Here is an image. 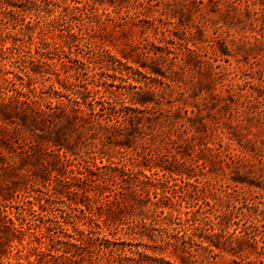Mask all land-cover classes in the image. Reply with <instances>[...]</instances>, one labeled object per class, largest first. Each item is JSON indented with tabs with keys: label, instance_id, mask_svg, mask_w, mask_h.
Here are the masks:
<instances>
[{
	"label": "rangeland",
	"instance_id": "obj_1",
	"mask_svg": "<svg viewBox=\"0 0 264 264\" xmlns=\"http://www.w3.org/2000/svg\"><path fill=\"white\" fill-rule=\"evenodd\" d=\"M0 264H264V0H0Z\"/></svg>",
	"mask_w": 264,
	"mask_h": 264
},
{
	"label": "trees",
	"instance_id": "obj_2",
	"mask_svg": "<svg viewBox=\"0 0 264 264\" xmlns=\"http://www.w3.org/2000/svg\"><path fill=\"white\" fill-rule=\"evenodd\" d=\"M130 103L131 104H137V102L134 101L133 99L130 100ZM8 105H10V103ZM1 107H6V106H1ZM28 110H29V115H31V117H34V115H40L41 116V114L42 115L46 114L43 111H37V110L31 109V108H28ZM21 126H23V125H21Z\"/></svg>",
	"mask_w": 264,
	"mask_h": 264
}]
</instances>
